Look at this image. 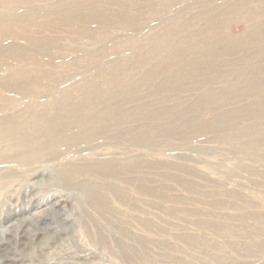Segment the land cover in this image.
Wrapping results in <instances>:
<instances>
[{
    "label": "rangeland",
    "instance_id": "rangeland-1",
    "mask_svg": "<svg viewBox=\"0 0 264 264\" xmlns=\"http://www.w3.org/2000/svg\"><path fill=\"white\" fill-rule=\"evenodd\" d=\"M70 1L0 6V112L93 106L0 161V264H264V0Z\"/></svg>",
    "mask_w": 264,
    "mask_h": 264
},
{
    "label": "bare ground",
    "instance_id": "bare-ground-1",
    "mask_svg": "<svg viewBox=\"0 0 264 264\" xmlns=\"http://www.w3.org/2000/svg\"><path fill=\"white\" fill-rule=\"evenodd\" d=\"M70 2L68 3V5H71ZM9 3H10V0H0V6L3 5L5 7H7ZM122 4H123V0H122ZM262 10L264 12V2L262 4ZM247 13L249 16L254 17V16H257L260 12L257 8H250ZM6 15H9V14L6 13ZM4 17H6V16H4L2 14L0 15V27L1 26H7L9 28V25H8L9 23H6V22L2 23V18H4ZM262 25H263V22H262ZM212 27L213 28L215 27L214 29H216L217 26L212 25ZM8 31H10V30L8 29ZM216 33L218 34V32H216ZM259 33H261V32H259ZM217 34H212V35L207 36L206 39L199 41L198 44L196 45V47L214 46V48H215V46H220L219 41H221V38L219 37V34L218 35ZM222 38H224L223 40H224L225 44H224V46L222 45L219 48H217V49L221 50V52H220L221 54L225 53V51H224L225 48L229 49L230 47L234 48L236 46L234 44L236 42H229V40L226 39L225 37H222ZM234 41H236V40H234ZM236 44H238V43H236ZM243 48L241 50H243ZM196 51L197 50L195 48L193 50V52L196 53ZM209 51H211V50H209ZM185 53L188 54L187 52L181 51L179 47H174L172 52H171V55H174V56H173V58H168V61L171 62L172 65H174L175 64L174 58L181 56V54L184 55ZM214 53H215V50H214ZM196 54H198V53H196ZM195 60H200L198 62L201 63V58H196ZM202 65H204V64H202ZM204 69L207 70V68H205V67H204ZM23 75L24 74L20 71L14 72L12 74V76H10L9 79L6 80L5 82H9L10 79L19 80L20 78L23 77ZM211 77L213 78V80L216 81V78L212 74H211ZM5 82L2 85H4ZM45 87L46 86H42L39 88H45ZM116 89H117V87L115 85H112V91H116ZM254 93H257V91L255 90ZM86 105H87V100H85L82 103V105L77 104V106H76V104H73L70 102H64L61 104H52V106L44 105V107L40 111H34L28 119H23L22 116H20L17 119L9 117V116L6 117L5 113H2V111H1L0 112V136L3 139H6V141L8 143H5V144L0 143L1 144L0 145V161L6 160L9 158L12 159L14 157H16V158L21 157L20 158L21 161H24V162L32 161V160H35V161H33L35 163L40 162L42 160V158L44 156H46V153H49L48 152L49 150L44 151L41 149V147L48 144V140L53 136V133H55V132L59 133V132L67 131L66 128H68V127H70L72 129L74 127L75 122L81 121L83 119V116L76 117L78 107L80 109H85V108L88 109L90 107H93L92 104H90V105L88 104L87 106ZM82 106H85V107H82ZM113 107H115V106H110L106 111H110L111 108H113ZM103 113H105V112H103ZM2 148H3V150H1ZM22 152L24 154H26V152H28V153L26 155H23ZM6 156H10V157L5 158ZM40 157H41V159H40ZM55 159H56V157H55ZM96 165H98V164H96ZM109 166H111V165H109ZM70 167H72L73 169H79V168H77L76 165H70ZM70 167L69 166L64 167L60 171L63 172L65 169H71ZM106 169H105V167H103V168L99 167L96 170L98 172L103 173V172H105Z\"/></svg>",
    "mask_w": 264,
    "mask_h": 264
}]
</instances>
